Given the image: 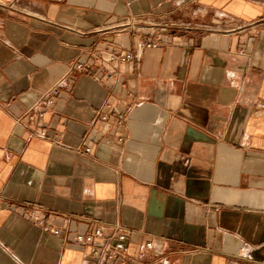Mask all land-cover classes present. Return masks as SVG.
I'll list each match as a JSON object with an SVG mask.
<instances>
[{
	"label": "crops",
	"instance_id": "1",
	"mask_svg": "<svg viewBox=\"0 0 264 264\" xmlns=\"http://www.w3.org/2000/svg\"><path fill=\"white\" fill-rule=\"evenodd\" d=\"M129 16L165 43L73 73ZM91 223L133 264H264V0H0V264H88Z\"/></svg>",
	"mask_w": 264,
	"mask_h": 264
},
{
	"label": "built area",
	"instance_id": "2",
	"mask_svg": "<svg viewBox=\"0 0 264 264\" xmlns=\"http://www.w3.org/2000/svg\"><path fill=\"white\" fill-rule=\"evenodd\" d=\"M174 24V23H172ZM171 23L166 22H151L148 19H139L133 16L120 21L118 28L124 31H129L134 39L133 47L127 51H120L117 48H109L105 50L107 53L106 63L97 65L94 61L99 62L102 54L96 53L93 59L77 60L72 64L73 73L99 75L103 74L106 79L117 80V72H114L109 67V64L115 62H129L130 60H136L139 58L141 52L145 48L157 47L165 43V35L170 27ZM76 74L68 75V77L59 80L57 87L50 90L45 94L44 100L35 105V109L40 115L44 114L45 105L52 106L56 103L59 97V87L66 84L68 78H75ZM114 116V114H112ZM115 116L123 117L122 113H116ZM112 116L109 113H103L101 119L109 120ZM90 147L86 150L89 151ZM59 233V230H55ZM103 239V245L96 255L92 257L88 264H133V259L128 258V244L129 234L124 230H116L109 235L104 234L103 228L96 224L91 223V226L87 232H77L70 235V239L75 244H91L96 239ZM152 243L148 241L145 244V248L151 247Z\"/></svg>",
	"mask_w": 264,
	"mask_h": 264
}]
</instances>
